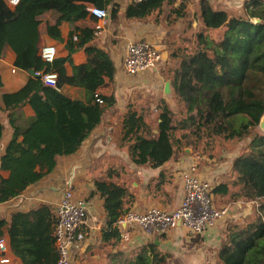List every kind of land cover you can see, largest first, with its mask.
I'll use <instances>...</instances> for the list:
<instances>
[{
    "label": "trees",
    "instance_id": "16d2710c",
    "mask_svg": "<svg viewBox=\"0 0 264 264\" xmlns=\"http://www.w3.org/2000/svg\"><path fill=\"white\" fill-rule=\"evenodd\" d=\"M165 3L166 0L132 3L127 16L144 19L162 11ZM108 5L109 0H21L11 8L0 0V58L5 46L12 44L16 49L15 65L39 74L31 75L18 92L3 96L5 106L30 104L36 116L26 128H16L1 157L0 171L9 172V176L0 175V203L22 194L53 172L58 157L75 154L101 122L104 109L97 97L104 105L113 101L96 94L116 69L108 53L89 45L94 30L74 25L66 44L68 56L47 63L40 55L37 17L54 13L56 22L47 23L46 33L61 41L62 22L77 24L91 15L90 8ZM243 12V16H230L208 3L201 4L202 25L195 31L193 46L179 50L176 66L171 69L176 111L163 101L157 116L149 121L135 113L123 119L122 146L127 147L136 166L158 169L184 148L212 152L216 139L241 141L260 125L264 116V0L245 2ZM117 13L113 8L112 18ZM171 14L188 17L186 7L173 8ZM209 31L222 34L214 38ZM75 36L79 42L73 41ZM84 46L87 63L73 65L72 55ZM66 63L73 66L72 76L67 75ZM49 73L57 74L55 87L42 80L41 75ZM67 85L83 89L87 101L74 100L63 93ZM2 131L0 123V141ZM233 173L232 185L239 189L231 192L228 184H220L213 193L230 194L232 199L259 206L245 222L228 225L213 264H264V132L255 135L247 151L235 158ZM164 179L162 172L156 187L161 189ZM95 187L104 198L108 219L104 241L118 238V221L130 210L126 203L132 202L133 196L125 185L112 181L98 180ZM56 225L55 215L48 207H41L30 213L14 214L10 221L0 217V238L9 237L12 252L21 264H56ZM145 251L150 264H167V256L155 243H149Z\"/></svg>",
    "mask_w": 264,
    "mask_h": 264
},
{
    "label": "crops",
    "instance_id": "0c3cea01",
    "mask_svg": "<svg viewBox=\"0 0 264 264\" xmlns=\"http://www.w3.org/2000/svg\"><path fill=\"white\" fill-rule=\"evenodd\" d=\"M3 1L7 4L5 0ZM109 1L110 5L104 6V9L108 12V16L104 21L90 15L77 24L62 22L59 27L61 41L51 38L46 33L47 23L54 25L56 22L55 14L49 12L37 17L40 21V55L44 46L53 45L57 49V58L67 57L69 52L66 44L69 41L70 32L75 27L74 25L94 30V38L89 45H94L108 53L116 69L113 76L105 78V82L97 88L96 94L113 99V101L111 105H108V103L101 104L104 113L99 126L84 140L75 154L58 157L53 172L28 187L22 194L10 201L0 203V217L7 221H10L14 214L30 213L41 207H48L58 221V207L62 195L66 189L70 188L75 198L86 204L89 212V219L78 230L76 242L72 248L73 264H119L123 257H137L138 251L145 249L149 243H155L162 253V244L169 246L171 238L178 242L180 238L182 239V235H188L184 228L177 227L168 234H156L148 237L138 227H132L128 229L129 239L125 241L122 239L119 227H117L120 237H110L108 241H104L103 231L108 228V219L104 208V198L96 190L95 182L107 180L125 185L131 196H133V201L126 203L127 208H130L128 212H144L152 207L172 211L179 206L183 197L182 173L196 159H200L199 165L204 163L202 161L207 160L206 156L191 148H184L180 155L158 169L136 166L129 157L127 147L122 146L121 124L126 116L134 113L149 121L157 116L159 106L163 101H166L171 109L176 111L177 105L175 104L174 94L171 98L167 97L164 92L165 85L170 81L172 88L171 69L173 70L176 66L179 50L191 47H181L177 45V42L171 43V41H168L165 28L169 29L170 25H183L184 22H188L187 20L191 15L200 20L197 12H200L202 3H208L213 9L225 11L229 14L226 8L236 4L244 6L245 2L249 0H166L162 11H155L144 19L127 16V10L132 4L129 0ZM180 7L187 8V18H177L175 14H171L173 8ZM113 8L118 11L114 18H112ZM98 26L101 27L100 30H97ZM78 34H81V32H78ZM73 41L79 42L78 37L75 36ZM138 42H148L160 52L162 61L157 71L148 70L138 75H130L126 72L124 62L127 47L129 44ZM85 47L72 55L73 65L80 66L87 63L88 54ZM15 61V46L12 44L5 46L3 56L0 58V78L2 82L0 87V123L3 126L0 141V160L12 140L16 128H26L36 116L30 104L7 107L3 102L5 94L18 92L31 77L30 71L18 68ZM65 67L67 75L72 76L73 66L66 63ZM63 93L71 99L82 102L87 101L86 93L80 87L67 85L63 89ZM154 133H157V130H154ZM236 141L239 142V140ZM243 153L233 157L232 162ZM207 163H211V161L207 160L201 169L199 166V171L203 178L212 181L214 188L220 184H228L231 192L239 189L232 185L235 179L232 181L231 178H227L226 181H218L221 174H223L224 164L217 167V170L220 169V171L216 170L215 173V170H212L209 174ZM231 168L233 173V163ZM162 172L165 174V179L160 189L156 187V183H159V176ZM0 175L6 178L9 176V172L0 171ZM213 195L216 207L230 206L232 211L228 217L218 222L205 234L197 236L199 240L196 244L202 246L199 249L204 261V254L206 252L208 254V248H214L213 255L216 256L217 250L225 240L228 223L231 219L236 220L230 224L238 223L240 218L251 214L249 204L255 203L232 199L230 194L219 195L213 193ZM216 199L217 201L221 200L222 204L216 205ZM224 220L228 222L224 223ZM0 240L7 243L11 264H21L12 252L9 237L4 235ZM210 260L215 261V257L210 258Z\"/></svg>",
    "mask_w": 264,
    "mask_h": 264
},
{
    "label": "built area",
    "instance_id": "2783aa9c",
    "mask_svg": "<svg viewBox=\"0 0 264 264\" xmlns=\"http://www.w3.org/2000/svg\"><path fill=\"white\" fill-rule=\"evenodd\" d=\"M11 7H16L21 0H5ZM131 3H142L147 0H129ZM90 14L98 20L104 21L108 12L104 8H90ZM101 27L98 26L97 30ZM42 59L47 63H53L57 58V49L53 45H46L41 51ZM160 52L148 42L129 44L126 51L124 68L130 75H138L148 70L157 71L161 63ZM34 75H39L34 73ZM47 86L55 87L57 74L49 73L41 75ZM97 102L103 104V100L97 97ZM199 159H196L182 173L183 197L179 206L166 211L152 207L144 212L130 211L123 216L117 224L122 239L127 241L128 229L138 227L143 233L152 237L154 235L168 234L177 227L184 228L189 235L197 237L205 234L218 222L231 214L232 207L218 208L214 204L213 183L200 174ZM89 219L86 204L77 200L73 191L66 189L62 195L58 207V221L55 237L59 253L56 264H73L71 253L76 242L77 232ZM7 243L0 240V264H11Z\"/></svg>",
    "mask_w": 264,
    "mask_h": 264
},
{
    "label": "rangeland",
    "instance_id": "374dc122",
    "mask_svg": "<svg viewBox=\"0 0 264 264\" xmlns=\"http://www.w3.org/2000/svg\"><path fill=\"white\" fill-rule=\"evenodd\" d=\"M227 11L231 16H243V5L236 4L230 8H226ZM198 11V9H197ZM199 15V11L197 12ZM188 22H184L183 25H170V28L166 29V36H168V41H171V43H178L177 45H180L181 47H192L193 43L192 41L195 40L194 34L196 29H199L201 27V21L197 19L196 17H193L191 15L188 20ZM256 21V20H255ZM257 22V21H256ZM182 25V26H181ZM196 28V29H195ZM210 35L214 38L219 37L222 34V31H210ZM178 34V36H177ZM175 39V40H174ZM186 39V40H185ZM166 41V39H165ZM176 45V46H177ZM177 109V107L175 108ZM259 132H264L260 129L258 126L257 128L253 129L251 134L245 138L243 141L237 142L235 141H224L221 138L216 139L215 141V147L212 152H202L203 156H206V159L208 161H211V163H207L208 172L209 174L212 172V170L216 173L217 167L220 164L223 165V174H221L220 178L218 179L219 182L226 181L227 178H231L232 181L235 179V175L232 173V159L236 155H239L243 152H246L248 149V143L251 141L255 135H257ZM213 156V158H211ZM207 160H203L202 162H206ZM200 161V159H199ZM204 163L200 164V169L205 165ZM217 171H220L218 169ZM216 205L222 204L221 200L217 199L215 200ZM226 203V202H225ZM259 204L252 203L249 204V209L251 211V214L248 216H245L243 218H240L238 223H242L246 221V217L252 216L256 213V210L258 209ZM230 219V218H228ZM227 220V219H226ZM224 220V223H227L228 221ZM236 219H231V221L228 223L230 224L232 221L235 222ZM227 225V224H225ZM191 238V239H190ZM199 240V238L187 235L183 236L182 239L180 238L178 242L174 238H171L169 242V246H166V244H162L161 251L163 255L167 256V264H213L215 261L210 260V258H214L215 255H213L214 248H208V254L207 252L204 254V259H202V255L200 254V247L201 245H197L196 242ZM213 255V256H212ZM201 256V257H200ZM141 258V260H139ZM150 264V257L149 253L145 251V249H140L138 251L137 257H123L121 259V263L119 264Z\"/></svg>",
    "mask_w": 264,
    "mask_h": 264
},
{
    "label": "water",
    "instance_id": "95a60500",
    "mask_svg": "<svg viewBox=\"0 0 264 264\" xmlns=\"http://www.w3.org/2000/svg\"><path fill=\"white\" fill-rule=\"evenodd\" d=\"M257 22H259V21H257ZM30 74L34 75V71H30ZM164 92L167 95V97H169V98H171V96H173V89L171 88V82L170 81H168L166 83ZM259 127L262 131H264V116L262 117V119L260 121Z\"/></svg>",
    "mask_w": 264,
    "mask_h": 264
}]
</instances>
